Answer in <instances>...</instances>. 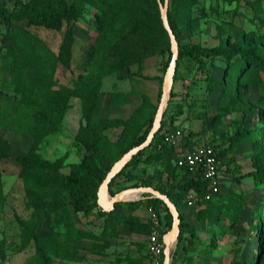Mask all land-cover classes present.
Returning a JSON list of instances; mask_svg holds the SVG:
<instances>
[{"label": "rangeland", "instance_id": "rangeland-1", "mask_svg": "<svg viewBox=\"0 0 264 264\" xmlns=\"http://www.w3.org/2000/svg\"><path fill=\"white\" fill-rule=\"evenodd\" d=\"M30 1L0 0V9L12 10L17 2ZM36 1L46 9L71 4L86 12L84 18L72 22V38L66 36L65 22L59 29L28 27L60 59L54 89L66 107L59 113H50V108L49 123L39 126L37 136L0 129V264H146L143 247L151 227L135 215L136 210L148 206L141 198L145 195L136 192L129 199L123 197V201L114 204L109 216H83L74 214L67 206L63 178L70 164L90 154L84 148L87 137L81 129L88 119L90 127L102 137L99 145L104 159L110 162L118 156L134 129L137 110L142 108L148 114L151 106L158 104L162 85L159 79L167 69L164 68L167 53L125 63L123 68L103 73L100 68L106 47L123 30L131 10L113 11L100 21L93 16V10L88 11L90 7L84 0ZM151 2L139 0L134 10L141 11V23L152 32L153 39L159 19ZM179 2L167 0V9L177 14ZM261 4L264 7V1ZM258 22L248 0H197L189 14L180 20L177 36L183 43L202 47L232 44L239 37L248 40ZM99 24L102 30L97 35ZM4 33L6 29L1 24V53L5 51L1 42ZM153 42L162 43V39ZM1 64L0 58V91L3 82L10 78ZM204 64L205 69L192 60L183 59L177 64L170 87L174 95L168 93L165 120L183 129L186 148L213 144L221 152L236 131L262 124L257 110L250 106L264 95V73L262 84L242 89L240 99L224 107L218 96L227 63L222 57H213L205 59ZM206 71L217 79L212 91ZM85 82L97 85L100 94L88 119L83 118L81 99L70 95L72 90L82 89ZM7 96H11L10 92ZM33 154L53 169L46 176V192H39L32 205L16 158ZM174 159L170 154L142 155L111 178L108 194L142 186L176 192L173 185L180 184L190 174L174 168ZM222 162L228 166L220 169L219 193L204 207L200 204L188 212L184 209L195 236L188 235L181 241L170 264H247L256 256V264H264V232L256 234L250 229L264 199V178L246 175L264 164V148L258 151V147L250 144L235 145L221 156ZM128 201H135L134 206L123 203ZM33 212H36L31 224L34 237L22 246L21 221L31 220ZM159 213L162 222L165 210L161 207ZM175 247L176 240L170 241V252Z\"/></svg>", "mask_w": 264, "mask_h": 264}, {"label": "trees", "instance_id": "trees-1", "mask_svg": "<svg viewBox=\"0 0 264 264\" xmlns=\"http://www.w3.org/2000/svg\"><path fill=\"white\" fill-rule=\"evenodd\" d=\"M84 1L90 7L88 11L93 10V16L100 21L105 20L113 11L128 12V10H131V13L124 20L123 30L114 36L106 47L100 68L103 73L123 68L125 63L141 62L151 55L163 53H167L164 68L168 66L171 58V44L161 22L158 0H150L152 1V5L156 7L157 19H159L157 35L153 39L152 32L146 30L141 23V11L137 10V8L134 10L139 0ZM160 1L163 2L164 0ZM248 1L252 3L256 19L259 20L255 31L248 40L239 37L232 44L214 47H202L197 44L183 43L177 36L180 20L189 14V9L195 5L197 0H180L176 4V9L179 11L177 14H172L167 9V22L178 42L176 67L183 59L192 60L203 69H205V59L213 57L225 59L227 65L222 71V80L220 81L222 92L218 96L219 103L224 107L232 106L237 102L240 99L242 89L248 88L250 85H260L263 83L264 7L261 1L264 0ZM180 4L181 7L179 9ZM84 11L86 12V9ZM83 12L82 9L71 4L46 9L36 0L28 3L17 2L12 10L0 9V25H4L6 29V33L1 38L2 45H5L2 46L5 48L3 53H1L0 49L1 69L6 71L10 76L7 82H3L2 90L0 91V129H8L30 136H37L39 126L48 125L49 112L59 113L65 110V102L62 100L59 92L54 89L55 72L60 59L28 27L34 25L59 29L65 22L68 24L65 31L66 36L67 38H72V30L74 29L72 22H75L79 18H84ZM101 30V24H99L96 34L99 35ZM158 38L162 39V43L153 42ZM205 76L208 81L209 90L212 91L217 84V79L207 71ZM159 81L162 83L163 78H160ZM83 86L82 89L72 90L70 95L81 99L83 118L88 119L100 94L97 85L85 82ZM9 92L11 96L8 97ZM173 95L174 93L171 88L170 96ZM144 105L146 106V104ZM157 105L151 106V111L148 114L142 111V108L137 110V121L133 126L134 129L131 135H129L127 142L120 148L118 156L110 162L104 159L100 151L99 143L102 137L96 134L90 127L89 119L86 120V124L81 129L87 137V140L83 143L84 148L90 154L84 156L78 163L70 164L69 171L63 178V191L66 204L74 214L81 213L83 216L95 214L98 217L109 216L111 214V211L107 212L99 207L97 203V189L111 166L129 149L141 144L145 140L151 128ZM250 109L257 110L258 119L262 123L260 126L239 129L227 140V145L221 152L217 146L209 144L216 152L219 160V170L222 166L225 169L228 166V163H221V156L235 145L250 144L255 148L258 147V151L264 148V95L255 104L250 106ZM165 115L166 110L163 112L160 127L170 125L166 123ZM142 118H145V121H142ZM143 126L145 128L141 131ZM158 143L159 138L156 132L149 145L132 156L121 169L137 162L142 155L153 157L170 154L174 157V150L172 148L163 147L162 149H158ZM16 161L21 166L20 176L24 182L26 194L33 205L34 200L40 195L39 192H46L48 183L46 176L53 168L34 154L17 157ZM174 168L187 171L185 168H178L175 164ZM233 169L238 170V167L234 166ZM187 172L190 174L189 177L185 178L180 184L173 185L177 189L176 192L164 191L158 187L155 188L168 196L179 215V233L176 238V247L173 252H170V258L175 257L176 250L179 248L182 240L188 235L190 237L195 236V230L189 226L186 220V213L184 212V209L187 208L184 201L186 193L189 190L196 192H204L206 190V182L202 181L197 173ZM246 175H260L264 178V164L256 170L248 172ZM108 189H110V182ZM212 199L204 202L202 206L204 207ZM145 200L148 203V207H151L157 214L159 237L162 241L163 234L171 228L172 216L168 208L158 198H146ZM123 203L131 207L134 206L135 201ZM161 207L165 210L162 222L159 213ZM35 218L36 212H33L31 220L21 221L22 246H25L34 237L33 226L31 224H33L32 222ZM250 229L256 234L261 231L264 232V199L261 203V208L253 216ZM262 240L264 243V235ZM257 258L256 256L253 261L247 262V264H256ZM162 260L163 254L161 263Z\"/></svg>", "mask_w": 264, "mask_h": 264}, {"label": "built area", "instance_id": "built-area-1", "mask_svg": "<svg viewBox=\"0 0 264 264\" xmlns=\"http://www.w3.org/2000/svg\"><path fill=\"white\" fill-rule=\"evenodd\" d=\"M159 143L158 149L163 147L174 150V164L178 168H185L191 173H197L200 179L206 182L204 192L189 190L184 201L187 208H195L212 199L219 193V160L213 147L209 144L185 147L186 136L183 129L164 125L157 131ZM150 232L146 239V251L148 264H161L164 244L159 237V225L157 214L148 207Z\"/></svg>", "mask_w": 264, "mask_h": 264}, {"label": "water", "instance_id": "water-1", "mask_svg": "<svg viewBox=\"0 0 264 264\" xmlns=\"http://www.w3.org/2000/svg\"><path fill=\"white\" fill-rule=\"evenodd\" d=\"M158 2L159 13L162 25L166 30L170 44H171V58L168 63L165 75L163 77L162 85H161V94L159 98V102L157 105L156 112L154 114V118L151 124V128L145 138V140L137 145L129 149L121 158H119L109 169L106 176L102 180L101 184L97 189V203L99 207L104 211H111L114 204L116 202L123 201L122 196L126 193L137 191L139 193H148L151 198H158L163 202V204L168 208L172 216L171 228L162 236V242L164 244L163 248V260L161 264H170V241L175 240L179 233V215L178 211L175 208L174 204L170 201L166 194L161 193L160 191L147 187H137V188H127L125 190H121L117 193H114L112 196L108 194V184L111 178L121 169V167L138 151L142 150L144 147L148 146L152 141L154 135L159 130L161 126L162 115L165 110L166 102L168 99V93L170 92V87L173 82L175 70H176V62L178 56V42L176 40L175 35L173 34L168 22H167V0Z\"/></svg>", "mask_w": 264, "mask_h": 264}, {"label": "crops", "instance_id": "crops-1", "mask_svg": "<svg viewBox=\"0 0 264 264\" xmlns=\"http://www.w3.org/2000/svg\"><path fill=\"white\" fill-rule=\"evenodd\" d=\"M140 194L141 195L142 194L145 195L143 197H141V195H140L139 197H141V198H144V199L151 198L150 194H148V193H140ZM139 197L137 199H139ZM147 208H148V206H145V207H143V208L141 207V208H139L138 210L135 211V215L139 217V220L143 221L145 223H149V213L147 211ZM185 210H187V212H188L191 209L190 208H185ZM143 253H144V260L146 261V264H148L147 251H146V240H145V244H144V247H143Z\"/></svg>", "mask_w": 264, "mask_h": 264}, {"label": "bare ground", "instance_id": "bare-ground-1", "mask_svg": "<svg viewBox=\"0 0 264 264\" xmlns=\"http://www.w3.org/2000/svg\"><path fill=\"white\" fill-rule=\"evenodd\" d=\"M134 192V194H132ZM133 192H129V193H126L125 195H123L121 198H127V199H129V198H131V197H134L135 196V193L137 192V191H133ZM137 193H139V192H137Z\"/></svg>", "mask_w": 264, "mask_h": 264}]
</instances>
